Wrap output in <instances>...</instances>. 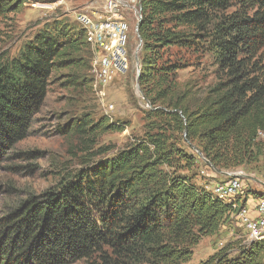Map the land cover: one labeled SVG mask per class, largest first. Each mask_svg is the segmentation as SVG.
Masks as SVG:
<instances>
[{
    "label": "trees",
    "instance_id": "16d2710c",
    "mask_svg": "<svg viewBox=\"0 0 264 264\" xmlns=\"http://www.w3.org/2000/svg\"><path fill=\"white\" fill-rule=\"evenodd\" d=\"M25 2L0 0V21ZM138 5L135 80L151 104L143 135L109 156L113 148H99L55 187L0 217V264H183L238 210L195 178L198 158L229 170L263 155L264 0ZM172 47L209 52L222 71L194 107L186 95L174 96L180 63L167 55ZM90 58L84 30L62 19L44 22L13 56L0 58V153L25 136L54 74L66 72L65 86L92 82ZM126 126L83 115L59 129L95 141ZM199 264H264V240L228 243Z\"/></svg>",
    "mask_w": 264,
    "mask_h": 264
},
{
    "label": "rangeland",
    "instance_id": "374dc122",
    "mask_svg": "<svg viewBox=\"0 0 264 264\" xmlns=\"http://www.w3.org/2000/svg\"><path fill=\"white\" fill-rule=\"evenodd\" d=\"M118 9L119 18L125 24L127 67L117 71L112 81L100 88L94 87L93 79L89 84L65 86V71L51 77L46 97L31 119L25 136L0 153V217L20 201L55 187L99 148H113L107 153L109 156L143 135L144 112L151 108V104L135 80L140 71L137 56L141 42L136 32L140 18L138 0H120ZM104 10L103 0H26L19 12L0 21V58L13 56L44 22L62 19L72 23L81 13L100 18ZM167 55L172 62L180 63L173 75L176 83L174 96L186 95L190 107L210 95L222 76L215 57L209 52L172 47ZM85 74L89 75V71ZM83 115H88L93 123L106 116L127 126L122 132L104 133L95 141L60 131L59 128L80 121ZM197 169L195 181L209 191L214 184L229 176H239L246 185V191L239 199L241 202L246 195L254 200L259 197L256 192L264 193V149L256 162L235 169H214L200 158ZM246 204L251 205L250 216L254 218L253 202L247 201ZM231 242L249 243L247 230L234 218L226 220L215 235L203 237L194 247L192 258L183 264H199Z\"/></svg>",
    "mask_w": 264,
    "mask_h": 264
},
{
    "label": "built area",
    "instance_id": "2783aa9c",
    "mask_svg": "<svg viewBox=\"0 0 264 264\" xmlns=\"http://www.w3.org/2000/svg\"><path fill=\"white\" fill-rule=\"evenodd\" d=\"M103 5L105 10L100 18L83 13L75 18L84 30L91 49L90 73L95 88L107 85L117 71L127 67L125 24L118 13L120 0H103ZM245 191L246 185L239 176H229L226 180L214 184L210 190L214 196L238 209L231 218L239 220L245 227L249 242L264 240V196L251 200L246 195L243 197V203L239 199ZM247 201L253 202L254 218L250 216L251 205H247Z\"/></svg>",
    "mask_w": 264,
    "mask_h": 264
}]
</instances>
